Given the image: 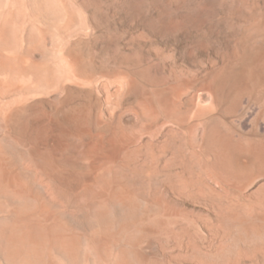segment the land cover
<instances>
[{
	"label": "rangeland",
	"instance_id": "374dc122",
	"mask_svg": "<svg viewBox=\"0 0 264 264\" xmlns=\"http://www.w3.org/2000/svg\"><path fill=\"white\" fill-rule=\"evenodd\" d=\"M259 31L264 0H0V264H264V96L217 76Z\"/></svg>",
	"mask_w": 264,
	"mask_h": 264
},
{
	"label": "bare ground",
	"instance_id": "6f19581e",
	"mask_svg": "<svg viewBox=\"0 0 264 264\" xmlns=\"http://www.w3.org/2000/svg\"><path fill=\"white\" fill-rule=\"evenodd\" d=\"M251 40L252 42L250 44H246L243 55L234 59H226L223 68L217 73L218 79L222 81L219 97L221 101H230L229 109H234L243 97L247 96L252 98L264 96V65L262 64V60H264L262 59V56L264 57V51H262L264 50V31L257 32L256 37L243 40V42L245 43ZM250 65L252 67L247 68ZM189 185V183L183 182V190L187 191ZM199 191L203 192L204 190ZM261 199L264 198L260 197V202L262 201Z\"/></svg>",
	"mask_w": 264,
	"mask_h": 264
}]
</instances>
